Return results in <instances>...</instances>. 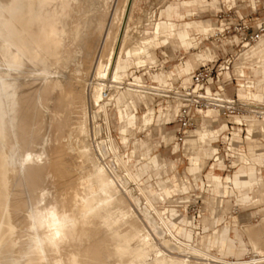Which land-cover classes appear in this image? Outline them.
<instances>
[{
    "label": "bare ground",
    "instance_id": "1",
    "mask_svg": "<svg viewBox=\"0 0 264 264\" xmlns=\"http://www.w3.org/2000/svg\"><path fill=\"white\" fill-rule=\"evenodd\" d=\"M85 1L88 2L87 0ZM124 1L125 2L123 4V7L121 8V12L120 7H116L114 12H112V21H110V24L106 22L109 24V27L104 32L103 30L100 31L101 23L98 24L99 22L97 16H95V14L97 13L96 11L98 10H95L96 13L93 16H95L96 18L94 20L92 19V22L90 21L91 25L86 35L87 38L84 39L82 37L85 54L82 60H80L81 63H84L85 66H87L89 63H91V61L94 60V64H92V66L94 65V68L92 70L93 73L90 71L92 73V77L89 78L90 80L88 81L86 79V76L84 77L87 72L85 71L86 67L84 66L83 69L86 73H84V71L82 70L81 65L83 64H80L81 69H79V67H75L73 69V72L75 73L73 74L71 73L72 70L70 72L67 69L71 73H69L70 75L62 74L64 73V71L61 70L62 68H59L62 72L60 73L59 69H57L58 67H56H65L66 69V66L70 64L68 62L71 58L68 56V53L72 51L74 52V50H78H73V46L72 51H69L70 49L67 50L68 48L67 46H65L66 37H70L69 34L71 22H74V20L72 19V21L68 23L70 14L68 11L69 16L67 18L66 12L67 10L71 9L73 16L71 14L70 18H73L76 12L79 11L78 13H80L82 6L85 7V5L81 4V0H0V136L3 147L5 144V148L6 146L8 147L9 144L6 142H8L11 137H14L16 140L15 142L18 143L17 145L19 148V150L17 148L19 153L16 155L17 163H15L14 165L11 164V154H7L6 151L2 152L3 160L0 162V249L3 252V254L0 255V264H42L43 262L41 260L47 259L52 254H58L60 257H62L64 260V264H105L103 262V260L105 259H111L113 260V263L115 261L116 264H188V262L190 263V261L191 264L204 263L198 262L197 260H205V264H264V215L261 214L262 216H260L256 223H252L248 220L243 221L242 217L236 218V222L240 228L238 230H241L242 233L247 236L246 242L251 246V251L253 253L251 256H249L247 259H243L241 257H236L233 259L219 257L215 254H212L211 251L209 252L204 250V246L206 244H203V246L201 244L199 245L196 242L198 244L197 245L196 243L191 241L190 238L183 237L182 239L180 237V233L176 232L172 228L171 224L166 220L164 216L159 213V209L156 208L157 206L154 205V203L147 195L144 187L138 180L137 174L133 171L134 169L132 170V164L128 163L122 157L121 152L119 151V147L111 134L110 120L107 111V106L109 104H113L116 100L118 101L122 96L125 105L129 108V114H127L126 120L123 119V115L118 107H116L115 113L113 111L117 128V119L121 120L123 127H128L129 123L138 125L140 127V116L133 114V104L139 99H141V101L146 106L150 102L155 100V102L157 101V105L164 107L163 111L168 113L171 117L170 120H166L165 125H169L175 121V113L177 111L176 102H171L170 100H164L163 98H161L163 91H168L173 88L172 83V86H161L153 82L148 83L145 81H139L136 78L128 79L120 76L119 73L121 69V62L125 59L124 54L128 52L131 59H136L137 57L140 58L142 56L146 58L147 61L150 58L154 59L155 56L153 53V47L155 46V41L157 39L167 40L173 45H178V48H180L177 31L174 28H162L164 22L162 23L159 21L155 22L150 33L145 34L144 36L142 35L138 41H135L136 39L134 38L137 37H134L133 39L135 42L132 41L133 44H130V48L127 49L124 44V40L127 36L128 28H125L126 16H124V14L125 6L128 5L129 7L132 3V0ZM221 1L226 5L235 3V0ZM92 2L93 1H91V3ZM118 2H120V0ZM247 2V5L255 7L256 0H247ZM107 3L108 0H102L103 6L106 7L107 5H110V3ZM122 3L123 2H121V4ZM87 8L91 9V7ZM104 10L105 11L103 14L106 15L105 12L107 11L106 9ZM90 15L92 14L90 13ZM91 18L92 17H90V19ZM102 19H104V16ZM221 24L223 26V23ZM113 26H115V28ZM222 26L216 27L214 29L216 31L212 30L210 32H207V34L216 35L218 31L221 32L223 30ZM99 31L101 33H99ZM129 35L127 36L128 38ZM70 40L72 41V39ZM260 41L262 42L261 47L252 49ZM79 42L80 44H82L81 41ZM76 47L78 48L79 44ZM191 47H193V51L198 50L199 48L197 47L195 41L191 43ZM202 51L203 53L201 54V59L197 56L193 60H196L195 63L198 62V64L191 63L192 70L195 69V66H199L206 63L207 61L214 60L215 54L209 47L202 48ZM245 51L247 52L241 55ZM94 53H96L97 55L95 59H92ZM74 54H77V52H75ZM195 54L197 55V53L193 52L189 54V57L195 56ZM240 55V62L237 63ZM67 59H69V61H67ZM23 60H25L24 62L26 64H32L33 68L28 69L26 68V65L23 66ZM71 61L73 62V60ZM244 61H249L254 65L263 64L262 75L264 77V34L256 42L248 46V48H245L233 63L232 72L236 77L235 89L236 91L238 90L241 95L243 94L244 97L241 98L237 95V93L234 94L242 103L250 105V107H247L249 110L255 111L256 113H262L261 115L248 113L242 116L234 115L231 117L233 123L245 124L244 136L240 134V131L244 129L240 128L239 126H236L234 128V135L232 132V138L237 141L240 138V142L233 148L234 157L231 160L233 169L237 167L238 158L242 161H249L250 157L255 153V150L264 148L262 143L257 139L258 137L255 138V136H253V134L255 135L256 133H259L261 136L264 135V83L258 85L255 84L254 80L252 79L250 64H246L244 63ZM77 63L78 61L75 64ZM244 65L245 67L243 68ZM236 66H240V69L237 71L238 73L235 71ZM191 72L192 71H190V73ZM190 73L188 77L189 80ZM172 78L174 81L178 79L177 76H172ZM88 86L90 87V91H88L87 93L86 89ZM252 90H254V93L252 92ZM32 91H35V93H39L34 108V111L36 109L35 120L38 123H40L44 117V114L42 112L44 108L41 107L42 109H40L38 105H42L44 103V100L51 101V99L49 100V98L47 97L54 92L57 98V103L55 102V104H57V106L62 105L60 109L68 108L67 106L75 100L84 102V99L87 96L86 94H88L87 99H89L90 102L87 101L88 103L86 104L89 105V103H91V105L94 106L95 109L94 112L91 113L92 120L97 117V114H100L102 112V121L107 133L105 141L103 142L106 144L107 152L109 153L110 150L113 154V159H111L112 165L102 164L103 162H99L100 159L98 158V160L95 156H93L94 154L85 155L89 163L87 164L89 167L92 166V170H89L91 171V173H89L86 178L81 176L78 178V180L81 181L80 184L85 185V183H90L89 187L88 185H85L86 187H88V189L84 188L85 191L87 190L84 194H81L83 190L79 192L76 189H72V192H70V187L68 186V184H70V182L72 183V177L66 171L65 167L62 166L64 162L66 164L68 157L66 158L67 160L62 163V165L61 163L58 164L59 157L62 153V147L61 149L58 148L61 145L57 147V143H59L58 141L62 138L59 139L56 143H53L56 144L55 148L48 146L53 149L52 151L50 150L51 153L49 154H47V147L43 146L46 142V139H41V144L38 140L36 142L37 145L35 146V144L30 140V135V138H26L28 136L26 134V131L28 129V125L30 124L27 125L24 117L28 116V113H25V116L22 114L20 115L19 112L22 110L21 106L26 104L28 96ZM83 94H85L84 99ZM33 95H31L30 97H32ZM54 106H52V110H54ZM80 107L82 108L79 109L78 107L77 109L76 107V110L83 109V106ZM84 107L89 108L87 105H84ZM19 108H21L20 111ZM24 108L25 107H23V109ZM57 108L54 111L55 114L52 113L54 114L53 117L59 116V110L57 111ZM70 109L68 108V111ZM147 109L151 110L149 108ZM86 110L88 111L89 109ZM87 111H85L84 108L83 112L78 111V113L86 115ZM212 113L214 114L215 118V122L213 125H218L217 114L215 112V109L213 108H208L207 110L203 111L199 115V118L202 119L203 115H205L206 118H204L203 121L207 123L208 126H210L213 122V119L210 118ZM33 115L34 114H32L31 116ZM53 117H51V119ZM87 118L88 117L84 119ZM84 119L82 118L80 122H77V118L75 124L76 122L79 123L78 126L76 125V131L78 130L77 137L79 138L80 136V138L82 139L84 143L83 147L81 144L79 145H81L82 149H84L83 151L85 152L89 150V144L87 143V140L89 139H87L89 131L90 134L92 133L91 130L88 131V126L86 127L88 123L86 122L87 124H85ZM94 121L95 120H93V122ZM60 125H63V123L59 124V126ZM65 125H67V121ZM93 125V133L96 135V133L98 134L99 132L101 124L93 123ZM56 126L57 123L55 124V128L58 130L59 128ZM248 126L249 132L247 134L246 127ZM72 127H74V125L71 126V128ZM62 129L63 128H60L59 130ZM174 131L175 129H173L171 140L168 142L171 143V147L174 144L179 145L174 141ZM68 132L67 134H69ZM188 133L186 137H188ZM200 133L201 134L199 140H192L193 143H195L196 147L194 151L191 152V154H194V156L196 157L197 167L199 169H202L206 165V163L210 162V159L207 162L208 157L204 154H198L197 149L202 148L204 140L210 135L209 131L205 130H201ZM25 135L27 136L25 137ZM56 138L58 139V137ZM67 140H65L66 143ZM243 140H247L246 148L248 149V154L243 153V149H239L238 145ZM72 141L74 140L72 139L71 142ZM47 142H49V140H47ZM77 143L79 142H76V144ZM187 143H189V141H187ZM28 145H30V148L28 147ZM79 145L76 147L80 148ZM62 146L67 147L68 145L62 144ZM66 147L65 149L68 148ZM91 147L92 146H90V150ZM71 148H73V146ZM94 148L96 149L95 146L93 147V149ZM133 151L134 150L130 151V155H132ZM63 152L66 153L64 149ZM84 152H82V154L89 153ZM12 154L14 155V152ZM82 154L80 156H82ZM213 155L211 156V158L213 157ZM68 156L71 155L69 154ZM64 157L65 155L62 158L64 159ZM143 157H141V155L137 153L138 160H143L145 158ZM62 161L60 160V162ZM79 162L81 163V161ZM220 162L221 160L216 157L213 164H218ZM151 163L154 165L153 162ZM168 163L173 168H175V160L168 159ZM10 164L12 166H10ZM88 166L86 168L89 169ZM86 168H84L83 170L85 171ZM120 168L122 169V174L125 173L128 181L130 180L135 184V188L144 198L146 204L150 207L149 209L154 211L157 215V218L159 220L158 222H156L157 218L153 217L150 214L151 212H148V210H146L147 208H144V213L146 214V220L148 221V223L152 224L155 231L160 234L161 238L164 236V232L167 235L168 239H165V236L163 238V244L168 249L174 250L177 253H187L190 256H188L187 254L184 256L185 258L168 256V254H166L167 256H165L161 249L156 248L154 241H152L150 237V233L142 228L144 226H141L142 223H138L139 221H137L136 214L132 212V209L130 208L128 202H126L125 198H123L124 196H121V190L118 188L116 182V177H118ZM51 169H53L54 172L57 171L60 178H62L61 180H58L60 181V185L56 184V187L60 186L59 188L57 187L59 190H54L55 192L52 194L47 192L45 188H42V183L45 179L46 174H52V176L54 177ZM76 172L77 171L75 170L74 173ZM252 173L253 179L247 178V194L249 195V199H251V203H264V175L262 172V168L258 165L256 166L255 171ZM56 176L57 175H55V177ZM210 177L211 175L207 173V180H209ZM225 179H230V175H226ZM186 181L180 185L182 191L184 190V187L189 188L188 179ZM85 186L82 185L81 187ZM69 193L72 194V198L70 199V201H67V196L70 197V195H68ZM137 201L138 200H136L135 202L138 204L139 202ZM224 201L226 202V200ZM237 201L238 203L244 202L242 197H239ZM147 205L145 207H147ZM210 209L212 211L211 207ZM209 216L210 215L203 216V220L205 221V219L209 218ZM209 221L210 219L208 220V222ZM158 223L160 224L161 228ZM124 224H127V227L125 229L123 228L124 230L122 229L123 231L120 232L119 229ZM225 230L226 229H223L222 231H220V233L218 232L217 238H223V232ZM37 239L42 241V244L39 247H37L35 244V241ZM226 245L228 246V249L230 251H233L234 247L231 241H228ZM150 254L151 257L153 256L151 259L148 258ZM191 255L196 256L194 258L196 259V261L192 262V260L189 259ZM21 258H23L24 260L21 261ZM35 258H39L40 262L39 260L38 262H36ZM188 259L190 261H188ZM46 264H49V262Z\"/></svg>",
    "mask_w": 264,
    "mask_h": 264
},
{
    "label": "rangeland",
    "instance_id": "2",
    "mask_svg": "<svg viewBox=\"0 0 264 264\" xmlns=\"http://www.w3.org/2000/svg\"><path fill=\"white\" fill-rule=\"evenodd\" d=\"M87 1L88 2H86L85 0L84 1L81 0V2H82L81 4L85 5V7L82 6V9L80 10L81 12L80 13H78L79 11L76 12L74 14L73 18L72 17L70 18L71 14H72L71 9L67 10V12H66L67 18L70 14V16L68 18V23L71 22L72 19L74 20V22L73 21L71 22L70 34H69L70 37L69 38H68V36L66 37V45L65 46H67V48H68L67 50L70 49L69 51H72L73 46H74L73 50L74 49H78V50L77 51L74 50V52L72 51L73 53L72 52L68 53L69 54L68 56L71 57L70 61H69V59H67V61H69L68 63H70V64H68L69 67L66 66V69H65V67H59V66H56V67H58L57 69L62 68L61 70L64 71V73H62L60 69H59V71H60V73L65 74V75L66 74L70 75L71 73L72 74L75 73V72H73L74 71L73 69L75 67H79V69H81V66H82L83 71H84L83 68L86 67L87 69L85 68V71L87 73L84 71V73H86L84 75V77L86 76V79L89 81L90 80L89 78L92 77V73H93L92 70L94 68V65L92 66V64H94V60L91 61V63H89L90 66H89V64L87 65L88 67L85 66L84 63H81L80 60H82V58L84 57V54H85L84 53L85 49H84V45H83L82 40H83V38L84 39L87 38L86 35L88 33V30L90 29L91 22L96 18L95 16H97V19L99 22L98 24L101 23L100 24V27H101L100 31L103 30V32H104L109 27L110 21H112V17H113L112 12H114L116 7H118V8L120 7V12H121V10H122L121 8L123 7V4L125 1L120 0V2H118L119 0L118 1L117 0H108L107 4L110 3V5H107L106 7L102 5V0L101 1L100 0H87ZM91 1H93V2L91 3ZM173 1H175V0H166V1L165 0H132V3L130 4L131 7L129 6L130 8L128 7V5L125 6V14H126V15L124 14V16H126V22H125L126 27L125 28H128L127 36L130 34L129 38L126 36V38L124 40V44H125L127 49L130 48V44H133V42L138 41L142 35L144 36L145 34L150 33V31L152 30V27H153V22H155L157 20V18L160 16L161 10H163V8L166 6V4L171 3ZM207 1H210V0H207ZM260 1H263V0H260ZM121 2H123V3L121 4ZM247 3H248L247 0H235V3H230L229 5L224 4L221 0L216 1L214 3V5H210L208 2H204L203 4L196 6V9H197L196 14L187 16L185 19L186 20H188V19H203V20L208 19V20H211L214 24L223 23L222 27H224V26H227L229 24V22L233 21L232 18H230V17H233L232 15H233L234 11H237L238 14H245V15L248 13H251L253 11L250 8V6L248 7ZM239 4H241V5H239ZM102 6H103V8H102ZM87 7H91V9H88ZM226 7L227 8L233 7V8L228 10V9H226ZM104 9H106V11L108 12V13L105 12L106 15L103 14L105 11ZM95 10H98V11H96L97 13L95 12ZM220 10H222V13H220ZM68 11H69V14H68ZM128 11H130V12H128ZM90 13L92 15H90ZM94 14H95V16H93ZM97 14L99 16L101 14V16L99 17ZM258 14L264 15V12L260 10ZM127 15H129V16H127ZM72 16H73V14H72ZM103 16H104V19H102ZM90 17H92V18L90 19ZM106 22H108L109 24ZM113 27L115 28V26H113ZM162 28H164V29L168 28L166 22L163 23ZM85 30H87V31H85ZM212 30H214V29H212ZM100 31H99V33H101ZM214 31H216V30H214ZM76 35H78V36H76ZM134 37H137V38H134ZM133 38L136 40L134 41ZM70 39H72V41ZM196 39H197V42L196 41L195 42H196L197 47L199 46V49L194 50V51L193 50L189 51V54H191L193 52L197 53V55L195 54V56L189 57L190 62L192 61L191 63H193V64H198V62L195 63L196 60L195 61H193V60L197 56L200 57V59H201V54L203 53L202 48H204V47H209L212 50V52H214L215 57H214L213 61L220 58L223 55V53H225V52H232L233 51L232 49L234 47H239V45L235 46L236 43L238 42V40L234 36V33L231 30H225L223 32L218 31L216 35L196 34ZM75 40L76 41L78 40V41L76 42ZM122 40H123V38H122ZM79 41H81L82 44H80ZM166 41L167 40L160 39L158 41H155V43H156V45L158 43L164 44V43H166ZM167 42H169V41H167ZM169 43H171V42H169ZM78 44H79V47L77 48L76 46H78ZM121 44H122V41H121ZM121 44H120V46H121ZM261 44H262V42L260 41L252 49H256L257 47H261ZM172 45L166 44V45H163V46L158 47L156 49V56L158 59V63H160V64L157 67L150 68L149 69L150 73H152L153 70H155V69H156L155 71H157L160 67H163V69L166 71L173 70L176 65H179L181 62L185 61V59L187 57V52L184 49H178V48L174 47V46L178 47V45H174V46H172ZM75 52H77V54H74ZM79 53H80V55H79ZM153 53H154V47H153ZM96 55L97 54L94 53L92 59H95ZM124 58L128 61V64L134 65L136 67H141V68L131 67L128 69L129 73L135 72V74H138V75L141 74L143 79L146 82H148V83L151 82L150 79H148L149 73L147 72V70L142 69V68L148 67V62H147L146 58H144L142 56L140 58L137 57L136 59L135 58L131 59L128 52L126 54H124ZM71 60H73V62ZM103 60H104V58H103ZM24 61L25 60L22 61L23 64L21 63L23 66L26 65V68H28V69L33 68L32 64L31 65L26 64ZM77 61H78V63L75 64ZM80 64H83V65L80 66ZM261 66H263V64ZM197 67L198 66H195V68H197ZM67 69L70 72L72 70V72L70 73ZM239 69H240V66H236L235 71L237 72ZM122 70L123 69L121 68L120 73H119L120 76L124 77V78H128V76H129L128 79H131V76L128 75L126 72H122ZM260 70H261V68L255 69V73L256 72L259 73ZM190 71H192V68ZM257 73H256V75H260ZM76 74H79V73H76ZM186 77H189V74ZM184 78L185 77H182L181 79L179 78L177 80H180L182 83H186V84L189 83L188 82L189 80L184 81L183 80ZM173 81H174L173 78L168 79V82L172 83V85H173ZM257 81L258 82L255 83L256 85L264 83V81L262 82L260 78H258ZM235 85L236 84L234 82L229 87H227V92L229 94L237 93V95L239 97L243 98L244 97L243 94L241 95V93L238 90L236 91ZM88 91H90L89 86L86 89L87 93H88ZM32 92L29 94L28 99L26 101V104H24L26 106H24V105L21 106L22 110H21V108H19V111L21 110L19 112L20 115L21 114L25 115V113L26 114L28 113V116L25 115L26 117H24V120L27 122V125L32 124L31 126L28 125V129L26 131V134L28 136L25 135V137L27 136L26 138H28L30 135V137H31L30 140L35 144V146L37 145L36 142L38 140L40 141L39 143L41 144V139H46L45 140L46 142L44 143L43 146L47 147L46 148V150L48 149L47 154L51 153L50 150L51 151L53 150L50 147H52V148L56 147L55 146L56 144H53V143H56L59 139L62 138L61 140L64 141L65 143L62 142L61 140L58 141L60 144L57 143V147L61 145L58 148L61 149V147H62V149H61L62 153L59 157L58 164L61 163V165H62V163L64 161H66L67 160L66 158L68 157L69 161L67 160L66 164L64 162L65 165L63 164L62 166L65 167L66 171L72 177L71 178L72 183L70 182V184H68V186L70 187V192H72V189H74V190L76 189L79 192L83 190V192L81 194H84L87 191V190L85 191L84 188L88 189L90 183H85L86 186L88 185V187H86L84 184H80L81 181H79L78 178L80 176L86 178L89 175V173H91V171H89V170H92V168H91L92 166H90V167L88 166L89 163H88L87 157L85 155H93L94 154L93 156H95L97 159L98 158L100 159V160L98 159L99 162L101 161V163L103 162L102 164H106V165L107 164L112 165L111 159H113L112 152L109 149H108L109 153L107 152L106 144L103 142V141H105L107 133H106L105 137L101 138L100 141L97 142L96 144H94V141L92 142V140H91L92 134H90L89 130H91V127L89 125H91V120H92V114L91 113H93L95 109H94V106L91 105V103H89L90 106L88 104H86V103H88L87 101H89V99H87L88 94H86L87 96L85 99H84L85 94H83V99L85 100L84 102L83 101L80 102L79 100H75L71 103L72 105L69 104L67 106L69 109L71 106V109H70L71 112H70V110L68 111V108H65V109L62 108L63 110L60 109L62 107V105L57 106V104H55V102L57 103V98H56L55 92L50 94L47 98H49V100L51 99V101L44 100L43 101L44 105L43 104L38 105L40 109L44 108L42 111L44 114L43 120L40 123H38L35 120L36 109L34 111V108H35L36 100H37L39 93L38 92L35 93V91H32ZM252 92L254 93V90H252ZM33 94H35V95H33ZM31 95H33L34 98H33V96L30 97ZM123 101H124V99L121 96L119 101H114L113 104H109L107 106V111H108V116H109V120H110L111 134H112L114 140L116 141V143L119 147V151L121 152L122 157L125 160H127L130 149L133 150V147H132L133 146V140L134 139L145 140V137H144L145 131H141V130H145L149 126V124L151 123L153 114H152V110H148V109L145 110V107L142 103L139 104V106H138V111H139V113H138L135 103L133 104V114L140 116L141 123H140L139 129H141L140 130L141 132H137V129H134V130L127 129V132L125 134H126V137L129 138V143L127 144L126 147H124L123 143L121 142V139H120V132H119L118 128L116 127V121H115L116 119L113 115V111L115 113L116 107L120 106ZM53 102H54L55 106L53 105ZM30 103H32V104H30ZM78 103L79 104L81 103V104L79 105ZM29 105H31V106L33 105L32 106L33 110L31 109V106H29ZM84 105L85 106L87 105L89 108L84 107ZM45 106H46V108H45ZM52 106H54V110H52L53 109ZM80 106H83V109L82 110H76V107H77V109H78V107H79V109L82 108ZM159 106L160 105L156 104L155 108H158ZM23 107H25V108L23 109ZM55 107L57 108V111L59 110V113L58 112H56V113H58L59 116H61V117H59V116L53 117V115L55 114V112H54L56 109ZM26 108H30V109H26ZM84 108H85V111H87L86 109H89L86 112V115H83L82 113H78V111L83 112ZM92 109H93V111H92ZM26 110H28V111H26ZM44 110H45V112H44ZM76 112H77V114H76ZM29 113H31V114H29ZM52 113H54V114H52ZM32 114H34V115L31 116ZM112 115H113V117H112ZM51 117H53V118L51 119ZM86 117H88L89 120H88V118L84 119ZM77 118H78V120H77ZM82 118L84 119L85 124L88 123V125H86V127L88 126L87 128L89 131V135L87 137V139L88 138L89 139L88 140L86 139L88 141L87 143L89 144V150L85 151V152L83 151L84 149H82L84 143H83L82 139L80 138V136H79V138H80V141H79V138L77 137L78 130L76 131V127L79 124L77 122L78 121L80 122V120H82ZM102 118H103V115L101 112L100 114H97V117H95L93 119V120H95L94 122L92 120V123H95V124L99 123V124H101V128H102V127H104V124L102 122ZM204 118H206L205 115H203V119ZM210 118L213 119L212 123H214L215 118H214L213 113L211 114ZM30 119H31V121H30ZM65 120L67 121V125H65L66 124ZM76 120H77V122L75 124ZM60 121H63V122H60ZM217 121H218V125H213V127L215 129H219L216 132V135L211 136L210 135L211 131H210L209 132L210 136H208V138H206L204 140L202 148L197 149L198 154H204L208 157L207 162L211 158V156L214 153H216L217 148H218L219 152L224 153V150H226V148H224L220 144V135L226 129V123H228V125H230V123H233L231 120V117H226V118L217 117ZM55 122L57 123L56 127H58L59 129L60 128H63V129L57 130L55 128V124H56ZM61 123H63L64 127H63V125L59 126V124H61ZM174 124L175 123L172 122L169 125H165L166 126L165 127L166 132H170L171 135L173 134ZM73 125H74V127L71 128V126H73ZM248 129H249V126L246 127L247 134L249 132ZM31 130H32V132H31ZM195 130H197V131L199 130L197 134H196ZM201 130L208 131L205 127H201V119L198 117V121H197L196 126L193 129H191V131H189L188 137H186L184 139L183 144L178 145V149L175 152H173V148L171 147V143L165 142L162 138H160L158 136L148 139L147 142L152 143V145H153L151 148V152H153L154 154H156V153L159 154L161 158H170V159L175 160L176 166H175V168L167 167L166 170L164 168H161L156 173L153 169L147 168L146 172H143V174H141L142 175L141 181L144 184L151 183V184L156 185V188L158 189L159 194L151 193L149 190H147V191L145 190V191H146V193L148 192L147 195L149 194L148 195L149 198L154 203V205L157 206L156 208L159 209L158 210V211H160L159 213L166 218V220L171 224L172 228L176 232L180 233V237L182 239H183V237L184 238H190L191 241H193L194 243L197 242L199 245L200 244L201 245L206 244L205 246L203 245L204 250L209 251V252L211 251L212 254H215L219 257H223V258H227V259H233L236 257H241L243 259H247L253 253L251 251L250 244L246 242L247 236L245 234H243L241 230L240 231L238 230L240 228L236 222V218L242 217L243 221L248 220L252 223H256L257 220L260 218V216L264 215V203L263 202L262 203L261 202L251 203V199H249V195L247 194V178L253 179V173L252 172L255 171L256 166L259 165L262 168V172L264 175V148L259 149V150H255V153L249 159L250 162L249 161H242V160H239V158H238L237 159V167L234 169L232 167V163H231V165L229 163L226 167L224 164H222L223 167L221 169H219L217 164H215V163L213 164V162L210 161V162L206 163V165L202 169H199L196 171H190L189 170L190 164H189L188 160L186 159V156L184 153V142H185V140L189 141V143H185L187 145L186 148L189 151V155L195 159L196 157L194 156V154L193 155L191 154V152L194 151V149L196 147L195 143H193L192 140H199ZM28 131H30V132H28ZM67 132L69 134H67ZM75 132H76V134H75ZM234 134L235 133L233 132V135ZM217 135H219V136H217ZM253 136H255V138L258 137L257 139L262 143V145L264 147V135L261 136L259 133H256L255 135L253 134ZM56 137H58V139ZM71 137L74 140L72 142H71V140H72ZM217 139H218V141H216ZM47 140H49V142H47ZM65 140H67V143ZM89 140H91V141H89ZM239 140H240V138H239ZM15 141H16L15 138L11 137L9 139V141L6 142L9 144V146L8 147L6 146V148H5L6 144L3 147L2 141H1V136H0V162L3 160L2 152L6 151L7 154H9V155L11 154V157H12V159H11L12 163L11 164L14 165L15 163H17L16 162V159H17L16 155L19 153V151H18L19 148L17 145L18 143ZM68 141H69V143H68ZM75 141L79 142V143L76 144ZM13 142H14V144H13ZM246 142H247V140H243L238 146H239V149L244 150L243 153L248 154V149L246 148ZM62 144L68 145L67 146L68 148L66 146H62ZM79 144H81L82 147ZM16 145H17V147H16ZM78 145L80 146L81 149L79 147H76ZM98 145H99V147H98ZM29 146L30 145H28V147ZM48 146H50V147H48ZM72 146H73V148H71ZM90 146H92L91 150H90ZM94 146L96 147V149L97 148H99V149H97V150L95 148L93 149ZM65 147L67 149H65ZM17 148H18V150H17ZM63 149H64V151H66V153L63 152ZM74 150H77V151H74ZM13 152H14V155L12 154ZM82 152H84V153L89 152L90 154L89 153L82 154ZM91 152H93V153H91ZM137 153H138V151L134 150L132 155H131V158H130V160L135 163L136 167L141 166L143 164V163L141 164L140 161H138ZM69 154L71 156H68ZM81 154H82V156H80ZM97 154H99V155H97ZM64 155H65V157L63 159L62 157ZM83 155L85 156V158ZM101 156H103V157H101ZM80 157H82V158H80ZM62 159H63V161H62ZM60 160L62 162H60ZM74 161L75 162L77 161V162L75 163ZM79 161H81V163ZM78 162L80 165L78 164ZM152 162L155 165L156 160L153 159ZM220 163H222V162H220ZM11 164H10V166H12ZM130 164H132V170H133L134 164L133 163H130ZM67 165H68V167H67ZM70 166H71V168H70ZM87 166L89 167V169L86 168ZM84 168H86L85 171L83 170ZM68 169L70 170V172ZM51 170H52L51 172H53L54 177L52 176V174H46L45 179L43 180V183H42L43 184L42 188H45V190L47 192L52 194L55 191L59 190L58 188L60 186H57L58 187L57 188L56 184L60 185V181H58V180H61L62 178H60V176L58 175V172L56 170H55L56 172H54L53 169H51ZM75 170L77 171L76 173H74ZM133 171L135 172V170H133ZM209 171H213L214 173L220 174L223 176L230 175V179L221 180V185H227V187H230L231 189H233V191L235 193H233L231 195H226L224 193H223V195L222 194H214L211 190L212 187L208 186L209 184H212L213 182H208L207 178H205V174ZM71 172H73V173H71ZM55 175H57L58 177L57 176L55 177ZM74 176H76V177H74ZM121 179H122V181H121ZM187 179L189 182V188L184 187V190L182 191L180 188V185L183 182H185ZM78 181H79V183H78ZM116 182H117L118 188L121 190V196L122 195L124 196L123 198H125L126 202H128L130 208L132 209V212L134 214H136L137 221H139L138 223L139 224L142 223L141 226L144 225L142 228L144 230H146L148 233H150V237H151L152 241H154L156 248L161 249V251L165 254V256H167L166 254H168V256H173V257L177 256V258H185L184 256L187 253H177L174 250L168 249L163 244V238L166 236L165 239H168V237L164 231H163L164 236L161 238L160 234H158L157 231H155L152 224L148 223V221L146 220V214L144 213V208L145 209L147 208L146 210H148V212H151L150 214L153 217L157 218V215L155 214L154 211L149 209L150 207L146 204L144 198L139 194V192L135 188V184L133 182H131L130 180L128 181L125 173L122 174L121 168H120V171L118 172V177H116ZM193 182H195V183H193ZM175 184H178L179 186H176ZM82 185L85 187H81ZM76 187H78V188H76ZM81 188H83V189H81ZM220 188H221V186H220ZM165 189H167V191H169V193L167 191H165ZM68 195H70V197L67 196V198H68L67 201H70V199L72 198V194L69 193ZM134 196H135V198H134ZM137 197H138V199H137ZM239 197H242L244 202L238 203L237 199ZM136 200H138L137 201V202H139L138 204L135 202ZM224 200H226V202ZM227 200H228V202H227ZM228 203H229V205H228ZM259 203H261V204H259ZM145 204L147 205V207H145L146 206ZM210 207L212 208V211H211ZM241 207H242V209H241ZM225 210H227V211H225ZM245 214L247 215V218H246ZM208 215H210L209 218H206L204 221L203 216H208ZM209 219H210V221L208 222ZM158 221L159 220L157 218L156 222H158ZM159 223H158V225L160 226ZM126 227H127V224H124L123 226H121L119 229L120 232L123 231ZM228 227L231 229H229ZM160 228H161V226H160ZM223 229H226L223 232L224 237L221 239L217 238L218 232L220 233V231H222ZM203 235L205 236V238ZM200 237H202V238H200ZM206 239H207V241H206ZM205 241H206V243H205ZM228 241L232 242L233 247H234L233 251L232 250L230 251L228 249V246L226 245V243ZM2 254H3V252L0 249V255H2ZM187 255L190 256L189 254H187ZM152 257L150 254L148 258L151 259ZM195 257L196 256L191 255V257L189 259H191L193 262V261H196V259H194ZM189 259H188V261H190ZM20 260L23 261L24 259L21 258ZM38 260H39V258H35L36 262H38ZM41 261L44 264H46L48 262H49V264H64L63 258L60 257L58 254H52L47 259H44ZM197 261L198 262H204L202 264H205V262H206L205 260H202V261L197 260ZM39 262H40V260H39ZM103 262L105 264H116L115 261L113 263V260H111V259H109V260L105 259V260H103ZM188 264H191V261H190V263L188 262Z\"/></svg>",
    "mask_w": 264,
    "mask_h": 264
},
{
    "label": "built area",
    "instance_id": "3",
    "mask_svg": "<svg viewBox=\"0 0 264 264\" xmlns=\"http://www.w3.org/2000/svg\"><path fill=\"white\" fill-rule=\"evenodd\" d=\"M253 10L248 14H238L233 12V21L229 22L227 26L223 27V31L231 30L238 40L232 52H225L215 61H207L199 65L190 73L189 83H182L180 80L173 82V88L168 91H163L161 98L177 103V111L175 113L174 121V141L179 145L183 144L189 130L194 128L197 124L199 115L208 108L215 109L217 117H232L234 115L257 114L255 111L249 110L246 105L242 103L238 97L232 93L227 92V87L232 83L236 84V77L233 74V63L238 55L248 46L256 42L264 34V15L258 14L259 11L264 12V0H256L255 7L248 5ZM233 7L227 8L230 10ZM222 13V10H220ZM103 122V121H102ZM227 124L226 129L220 135V144L226 148L224 153H216L210 158L211 162L215 158H219L225 164V167L233 159V148L240 142L232 138V132L236 126L243 128L240 134L245 135L244 123H230ZM91 140L94 144L105 137V127L100 129L98 134L93 133L94 125L91 120ZM244 126V127H243ZM225 135V136H224ZM218 141V139L216 140Z\"/></svg>",
    "mask_w": 264,
    "mask_h": 264
},
{
    "label": "crops",
    "instance_id": "4",
    "mask_svg": "<svg viewBox=\"0 0 264 264\" xmlns=\"http://www.w3.org/2000/svg\"><path fill=\"white\" fill-rule=\"evenodd\" d=\"M215 1L216 0H210V1H207V0H175L171 3L166 4V6L163 8V10H161L160 16L157 18V20L155 22H159V21L166 22V24L168 26V28H166V29L174 28L177 31V34L179 37L178 42H179L180 48L172 45L171 43H169L167 41L164 44L158 43L156 45V43H155V46H154L155 58L154 59H151V58L148 59V61H147L148 67L142 68L144 70H147V72L149 73L148 79H150L151 82L156 83V84L161 85V86L171 85V83L168 82V79L172 78V76H177L178 79L185 77L183 79L184 81L189 80V78L186 77L190 73V70L192 68V65H191V62L189 59V51L193 49V47H191V43H193L194 41L197 42L196 34H207V32H210L212 29H215L216 27L222 26V24H214L211 20H208V19H204V20L203 19H188V20H186L185 18L187 16L196 14V10H197L196 6L201 5L204 2H208L210 5H214ZM167 7H168V11H167ZM155 22H153V25L155 24ZM158 40H160V39H157L156 41H158ZM166 44H170V45H172L178 49H184L187 52V57H186L185 61L181 62L179 65H176L173 70L166 71L163 69V67H160L157 71H155L156 70L155 69V70H153L152 73H150L149 72L150 68L157 67L160 64V63H158V59L156 56V49L158 47H161V46L166 45ZM246 52L247 51H245L241 55L245 54ZM241 55L239 56L237 63L240 62ZM244 63L250 64L252 79L254 80L255 83L258 82L257 81L258 78H260L262 82L264 81V77L262 75V66L261 65H259V64L254 65L249 61H244ZM245 65L243 66V68L245 67ZM131 67H136V66L128 64V62L126 60H123L121 62V68L123 69L122 72H126L128 75H130L131 79L136 78L139 81H145L141 74L138 75V74H135V72L129 73L128 69ZM136 68H141V67H136ZM258 68H261V70L259 71V73H257V72L256 73L260 74V75H256V73H255V69H258ZM128 78H129V76H128ZM141 103L144 105L145 110L147 108L152 110L153 117H152V120H151V123L149 124V126L145 130H141V131H145V136H144L145 140L134 139L132 147H133V150L138 151V153L141 155V157L144 156L145 158L143 157L144 158L143 160L139 159L138 161H140V163L141 164L143 163V164L142 165L140 164L141 167L140 166L136 167L135 163L130 160V158H131L130 151L132 150V149H130L129 154H128V158L126 161L128 163L134 164V170L138 176V180H139L140 184L144 187V189L146 191L149 190L151 193L159 194L157 192L158 189L155 187L156 186L155 184H151V183L144 184V183H142V181H141L142 175L141 174H143V172H146L147 168L153 169L155 171V173L158 170H160L161 168H164L165 170L167 169V167L173 168L168 163V159H170V158H168V159L167 158H161L159 154H157V153L154 154L153 152H151V148L153 145H152V143L147 142L148 139H150L152 137H157V136L162 138L165 142H169L171 140V134H170V132H166V128H165L166 127L165 126L166 120H170L171 117L168 113L163 111L164 107L159 106L158 108H155V106H156L155 100L150 102L147 106L141 101V99H139L137 102H135L138 113H139L138 106ZM118 108L123 115L122 116L123 119L126 120L127 114H129V108L125 105L124 101L121 103L120 106H118ZM213 124L214 123H212L210 126H208L207 123H205L203 121V118L201 119V127H205L209 132L211 131L210 132L211 136H215L216 132L219 130V129H215L212 126ZM117 125H118V130L120 132V139H121V142L123 143L124 147H126L127 144L129 143V138L126 137V134H125L127 132V129H130V130L137 129V132H141L139 129V126L135 125V124L129 123L128 127H126V126L123 127L122 122L119 119H117ZM195 131L197 134L199 130L198 131L195 130ZM185 143H187V140H185V142H184V153H185L186 159L188 160V162L190 164L189 170L190 171L199 170V168L197 167L196 158L194 159L192 156L189 155V151L187 150V148H186L187 145ZM172 148H173V152H175L178 149V145L174 144L172 146ZM153 159L156 160L155 165H153L151 163ZM222 164L223 163L217 164L219 169H221L223 167ZM207 173H209L211 175V178L207 181L213 182L212 184H209L208 186L212 187L211 190L214 194H222L223 195V193H224L226 195H231V194L235 193L233 191V189H231L230 187H227V185H221V180L225 179L226 175L223 176L220 174H216L213 171H209ZM206 174H205V178H206ZM175 185L178 186V184H175ZM220 186H221V188H220ZM165 191H167V189H165ZM167 192L169 193V191H167Z\"/></svg>",
    "mask_w": 264,
    "mask_h": 264
},
{
    "label": "clouds",
    "instance_id": "5",
    "mask_svg": "<svg viewBox=\"0 0 264 264\" xmlns=\"http://www.w3.org/2000/svg\"><path fill=\"white\" fill-rule=\"evenodd\" d=\"M35 244H36L37 247H39L42 244V241H40L39 239H37L35 241Z\"/></svg>",
    "mask_w": 264,
    "mask_h": 264
}]
</instances>
